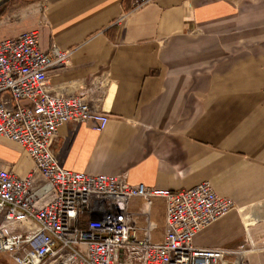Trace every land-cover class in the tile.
<instances>
[{
	"label": "crops",
	"instance_id": "obj_1",
	"mask_svg": "<svg viewBox=\"0 0 264 264\" xmlns=\"http://www.w3.org/2000/svg\"><path fill=\"white\" fill-rule=\"evenodd\" d=\"M133 1L42 0L41 48L70 52L49 87L73 95L95 81L109 115L101 133L62 125L53 151L68 170L127 173L158 191L211 183L240 210L194 245L236 249L247 226L249 264H264V0H154L138 11ZM0 160L29 165L7 140ZM0 264L15 263L0 253Z\"/></svg>",
	"mask_w": 264,
	"mask_h": 264
},
{
	"label": "built area",
	"instance_id": "obj_2",
	"mask_svg": "<svg viewBox=\"0 0 264 264\" xmlns=\"http://www.w3.org/2000/svg\"><path fill=\"white\" fill-rule=\"evenodd\" d=\"M154 0H134L138 11ZM69 51L40 46V31L0 40V140L29 158L18 172L0 160V253L15 264H249L255 246L202 248L194 237L237 209L209 182L178 192L129 183L128 174L68 170L53 151L64 124L94 123L101 133L109 115L95 81L65 95L49 87L51 73L66 66ZM98 96V97H97ZM165 200L159 238L148 213L130 205ZM144 233L140 234L139 230Z\"/></svg>",
	"mask_w": 264,
	"mask_h": 264
},
{
	"label": "rangeland",
	"instance_id": "obj_3",
	"mask_svg": "<svg viewBox=\"0 0 264 264\" xmlns=\"http://www.w3.org/2000/svg\"><path fill=\"white\" fill-rule=\"evenodd\" d=\"M9 3V12L2 19L3 23H20L23 18H27V22L31 21V18L35 15H39L42 10V0H4L3 3ZM24 30L16 34L15 32H9V35L6 38L15 37L23 32ZM4 39V38H3Z\"/></svg>",
	"mask_w": 264,
	"mask_h": 264
},
{
	"label": "bare ground",
	"instance_id": "obj_4",
	"mask_svg": "<svg viewBox=\"0 0 264 264\" xmlns=\"http://www.w3.org/2000/svg\"><path fill=\"white\" fill-rule=\"evenodd\" d=\"M130 205L133 208H138L140 213H148L151 221V236L152 238H159L162 233V223L165 215L166 207L165 200L156 198L150 202L142 203L138 200L132 199ZM140 234L144 233L143 229L139 230Z\"/></svg>",
	"mask_w": 264,
	"mask_h": 264
},
{
	"label": "trees",
	"instance_id": "obj_5",
	"mask_svg": "<svg viewBox=\"0 0 264 264\" xmlns=\"http://www.w3.org/2000/svg\"><path fill=\"white\" fill-rule=\"evenodd\" d=\"M9 3H3L0 5V40L6 38L9 35V32H15L18 34L21 31L28 30L32 31L36 28L37 22L39 20V15H35L31 18V21L27 22V18H23L20 23H3L2 19L9 12Z\"/></svg>",
	"mask_w": 264,
	"mask_h": 264
},
{
	"label": "water",
	"instance_id": "obj_6",
	"mask_svg": "<svg viewBox=\"0 0 264 264\" xmlns=\"http://www.w3.org/2000/svg\"><path fill=\"white\" fill-rule=\"evenodd\" d=\"M4 0H0V5H1V3L3 2Z\"/></svg>",
	"mask_w": 264,
	"mask_h": 264
}]
</instances>
